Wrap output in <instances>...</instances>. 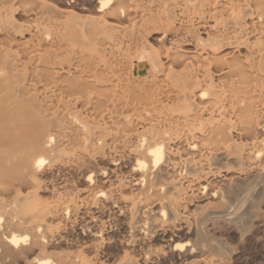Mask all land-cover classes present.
<instances>
[{"label":"bare ground","instance_id":"6f19581e","mask_svg":"<svg viewBox=\"0 0 264 264\" xmlns=\"http://www.w3.org/2000/svg\"><path fill=\"white\" fill-rule=\"evenodd\" d=\"M263 221L264 0H0V264H225Z\"/></svg>","mask_w":264,"mask_h":264},{"label":"rangeland","instance_id":"374dc122","mask_svg":"<svg viewBox=\"0 0 264 264\" xmlns=\"http://www.w3.org/2000/svg\"><path fill=\"white\" fill-rule=\"evenodd\" d=\"M262 223L256 225L258 228H252L242 240L229 237L232 255L225 264H264V221Z\"/></svg>","mask_w":264,"mask_h":264}]
</instances>
